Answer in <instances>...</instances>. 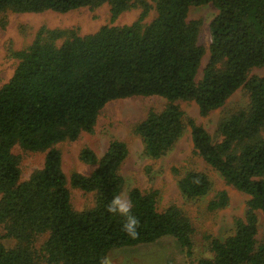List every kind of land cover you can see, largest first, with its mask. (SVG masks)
I'll return each instance as SVG.
<instances>
[{
    "label": "trees",
    "instance_id": "1",
    "mask_svg": "<svg viewBox=\"0 0 264 264\" xmlns=\"http://www.w3.org/2000/svg\"><path fill=\"white\" fill-rule=\"evenodd\" d=\"M104 3L111 22L131 9L140 13L130 24H105L85 35L75 27L42 25L30 44L10 52L17 65L0 87V224L15 244L0 242V264H99L112 249L164 236L173 237L185 256L192 255L189 217L175 205L158 210L156 191L133 187L128 192L131 215L139 220L136 239L122 230L124 217L105 210L125 186L120 167L128 149L123 141L112 138L100 157L88 148L81 151V160L96 166L88 175L72 172L69 183L92 192L95 200L87 210L71 206L55 145L91 132L107 102L136 95L167 101L134 126L145 155H164L187 124L196 154L249 196L233 233L224 240L212 238V255L197 264H264V238L257 239V211L264 213V0H0V21L4 25L8 11L65 13ZM208 3L217 14L209 25L208 59L197 79L205 53L199 43L201 20L187 16L190 7ZM253 68L263 74L249 76ZM240 87L249 104L221 119L218 140L193 119L184 122L177 100L194 101L207 115ZM16 146L46 152L42 167L25 180ZM178 186L184 197L194 199L207 194L211 182L204 172L189 170ZM227 203L221 190L207 208L214 211Z\"/></svg>",
    "mask_w": 264,
    "mask_h": 264
},
{
    "label": "rangeland",
    "instance_id": "2",
    "mask_svg": "<svg viewBox=\"0 0 264 264\" xmlns=\"http://www.w3.org/2000/svg\"><path fill=\"white\" fill-rule=\"evenodd\" d=\"M139 13V8L131 9L121 13L115 21L111 22L110 7L107 3L95 9L81 7L65 13L51 10L23 13L8 11L4 25L0 21V87L10 79L17 65V59L10 55L11 50H19L30 44L40 26L75 27L80 35H85L95 32L105 24H130ZM216 14L217 9L211 3L192 6L188 11L187 20H201L199 43L205 48L197 79L201 77L202 69L208 59L209 25ZM154 15L155 12L152 11L146 21L149 22ZM262 74L261 68H253L249 72V76ZM166 103V99L156 95H136L111 100L100 109L91 132H82L73 141H63L55 145L61 153V167L67 179L66 186L70 192V202L74 210H87L93 207L95 200L92 192L72 187L69 183L72 172L88 175L96 166L82 161L81 151L88 148L100 157L109 141L115 138L123 141L128 149L127 156L120 167V174L125 181L121 194H126L128 197V192L133 187L143 191H156L158 210L175 205L189 217L194 227L190 257L185 256L173 237L164 236L151 243L110 250L107 256L111 258L112 264H197L199 259L212 255L209 250V241L212 238L224 240L231 235L234 231V220L243 217L245 213L249 196L228 184L216 170L196 154L189 125L186 124L182 135L164 155L159 158L145 155L143 143L134 132V126L145 118L149 111H161ZM176 103L184 113L185 123L189 118L193 119L196 124L203 126L214 140H218L216 131L221 119L235 110L247 108L249 97L246 89L240 87L223 106L210 111L207 115L199 113L194 101L177 100ZM13 151L20 156L21 180L27 179L34 170L42 167L45 151H28L18 146L14 147ZM189 170L204 172L209 177L211 188L204 196L188 199L182 195L178 182ZM221 190L227 193V205L210 211L207 208L208 202ZM257 218V239L261 241L264 238V213L257 211ZM42 239L37 241V245ZM0 242L6 247L15 244L13 238L5 235L1 224Z\"/></svg>",
    "mask_w": 264,
    "mask_h": 264
},
{
    "label": "clouds",
    "instance_id": "3",
    "mask_svg": "<svg viewBox=\"0 0 264 264\" xmlns=\"http://www.w3.org/2000/svg\"><path fill=\"white\" fill-rule=\"evenodd\" d=\"M132 203L126 194L114 196L106 205V211L110 214L120 215L125 218L122 230L131 238L138 237L137 228L139 220L131 215ZM99 264H112V260L108 256H104L99 260Z\"/></svg>",
    "mask_w": 264,
    "mask_h": 264
}]
</instances>
